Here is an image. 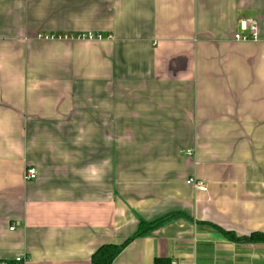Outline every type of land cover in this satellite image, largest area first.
<instances>
[{"label": "crops", "instance_id": "crops-1", "mask_svg": "<svg viewBox=\"0 0 264 264\" xmlns=\"http://www.w3.org/2000/svg\"><path fill=\"white\" fill-rule=\"evenodd\" d=\"M222 230L264 233V0H0V262L264 264Z\"/></svg>", "mask_w": 264, "mask_h": 264}, {"label": "built area", "instance_id": "built-area-1", "mask_svg": "<svg viewBox=\"0 0 264 264\" xmlns=\"http://www.w3.org/2000/svg\"><path fill=\"white\" fill-rule=\"evenodd\" d=\"M240 30L236 32L233 36V39L236 41H257L258 39V33H257V21L255 18H246L242 19L240 21ZM44 38H57V39H68V38H76V39H81V40H100L103 38V35L101 34H95L92 32H87V33H82L76 36H71L68 34L64 35H46ZM193 152L191 150H187L185 154L187 156H190ZM37 172L36 169L33 167H26L23 172V180L24 182H28L31 180L36 179ZM186 183L193 186L196 190H206L207 184L203 180H198L194 177L188 178L186 180ZM14 226H11L9 230H13ZM14 264H25L27 261V258L22 255L16 257L14 260ZM0 264H5L4 262H0Z\"/></svg>", "mask_w": 264, "mask_h": 264}, {"label": "trees", "instance_id": "trees-1", "mask_svg": "<svg viewBox=\"0 0 264 264\" xmlns=\"http://www.w3.org/2000/svg\"><path fill=\"white\" fill-rule=\"evenodd\" d=\"M164 220H166V218L159 219L158 221L147 227V229H145L144 231L146 232L149 228L161 223ZM221 232L233 241L264 242V233H260V232H253L248 236H242V237H238L232 233L225 232L223 230ZM128 241L124 242L119 246L110 245V244L102 245L94 252L92 256V264H111L115 256L119 253L121 248ZM2 262H4L5 264H14V261H2Z\"/></svg>", "mask_w": 264, "mask_h": 264}]
</instances>
